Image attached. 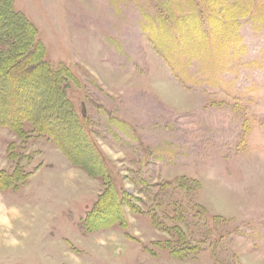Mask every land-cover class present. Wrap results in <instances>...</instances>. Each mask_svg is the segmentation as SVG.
I'll return each mask as SVG.
<instances>
[{
    "label": "rangeland",
    "instance_id": "374dc122",
    "mask_svg": "<svg viewBox=\"0 0 264 264\" xmlns=\"http://www.w3.org/2000/svg\"><path fill=\"white\" fill-rule=\"evenodd\" d=\"M165 1L12 0L45 61L68 71L66 97L108 176L144 213L86 231L101 176L71 166L30 123L24 139L0 129V171L30 174L0 191V264H264V18L238 20L239 52L215 84L187 56H171L176 79L148 29ZM245 1L263 13L264 0ZM58 110L45 109V125ZM77 139L62 141L95 164Z\"/></svg>",
    "mask_w": 264,
    "mask_h": 264
},
{
    "label": "trees",
    "instance_id": "16d2710c",
    "mask_svg": "<svg viewBox=\"0 0 264 264\" xmlns=\"http://www.w3.org/2000/svg\"><path fill=\"white\" fill-rule=\"evenodd\" d=\"M230 1L174 0L170 5L168 0L165 1L167 8L164 12L159 11L152 18L148 28L151 43L176 79L180 77L174 66H179L180 61L177 59L175 62V58L172 61L171 56H187L197 59L208 75L207 82L215 84L218 79L215 76L224 71L230 57L239 52L238 20L249 18L261 22V18H264V11L257 13L255 9L252 12L249 2ZM36 36V28L24 15L13 9L12 0H0V129H9L20 139L31 133L46 137L65 154L71 166H78L91 176H101L103 190L82 222L86 231L108 229L114 225L126 228L124 208L131 214L144 212L135 205V199L118 190L108 176L103 156L95 148L86 126L66 97L68 71L50 67ZM214 53H220L221 56H215ZM34 71L36 78L31 79L30 74ZM12 74L16 75L14 79L3 80V77ZM53 95L56 96L54 100L50 99ZM48 107L60 109L54 114L59 120L53 126L44 124L50 117L45 111ZM25 123L32 125L30 134L23 131ZM74 134L80 138L77 139L81 142L80 147L86 149L85 156L92 155L95 164L86 162L85 157L77 162L73 152L67 148L69 146L62 141V138ZM14 172L15 169L11 175L0 171L1 192L16 188L30 175L22 170L21 174L15 175ZM182 252L173 249L171 256L185 258Z\"/></svg>",
    "mask_w": 264,
    "mask_h": 264
},
{
    "label": "crops",
    "instance_id": "0c3cea01",
    "mask_svg": "<svg viewBox=\"0 0 264 264\" xmlns=\"http://www.w3.org/2000/svg\"><path fill=\"white\" fill-rule=\"evenodd\" d=\"M123 213H124V209H123ZM116 226V225H114ZM119 227V226H118ZM112 228V227H111ZM111 228H108V229H111ZM120 228V227H119ZM108 229H99V230H108ZM99 230H96V231H99ZM92 232H95V231H92Z\"/></svg>",
    "mask_w": 264,
    "mask_h": 264
},
{
    "label": "clouds",
    "instance_id": "9594fccd",
    "mask_svg": "<svg viewBox=\"0 0 264 264\" xmlns=\"http://www.w3.org/2000/svg\"><path fill=\"white\" fill-rule=\"evenodd\" d=\"M10 243L15 244V243H17V241L16 240H12V241H10Z\"/></svg>",
    "mask_w": 264,
    "mask_h": 264
},
{
    "label": "water",
    "instance_id": "95a60500",
    "mask_svg": "<svg viewBox=\"0 0 264 264\" xmlns=\"http://www.w3.org/2000/svg\"><path fill=\"white\" fill-rule=\"evenodd\" d=\"M82 111H83V116H84V108H83V105H82Z\"/></svg>",
    "mask_w": 264,
    "mask_h": 264
}]
</instances>
